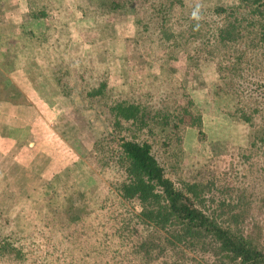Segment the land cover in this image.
Here are the masks:
<instances>
[{"label": "rangeland", "instance_id": "374dc122", "mask_svg": "<svg viewBox=\"0 0 264 264\" xmlns=\"http://www.w3.org/2000/svg\"><path fill=\"white\" fill-rule=\"evenodd\" d=\"M19 1L0 0V100L20 94L8 85L16 66L39 85L44 100L29 109L33 123L22 106L21 121L9 124L2 113L9 108L0 103V210L28 223L23 249L30 263L140 264L120 242L118 213L111 205L96 209L104 197L112 201L111 181L119 172L92 145L100 139L115 148L117 138L129 134L126 124L114 126L107 108L122 98L156 114L162 127L144 134L155 141L166 169L204 187L214 205L238 197L236 212L244 216L238 227L259 232L264 245V142L250 144L264 130V113L254 112L252 127L240 118L236 103L253 105L220 85L214 62L192 66L183 51L152 61L135 22L144 16L143 0L136 2L138 14L114 5L124 0H101L97 14L90 11L93 0H21L27 10L20 15ZM30 10H44L35 16L44 22L42 30L29 23ZM18 29L22 41L16 43ZM260 68L264 75V62ZM99 81L103 94L86 95ZM162 114L168 116L163 121ZM81 204L91 210L73 218ZM0 264L14 263L0 256Z\"/></svg>", "mask_w": 264, "mask_h": 264}, {"label": "trees", "instance_id": "16d2710c", "mask_svg": "<svg viewBox=\"0 0 264 264\" xmlns=\"http://www.w3.org/2000/svg\"><path fill=\"white\" fill-rule=\"evenodd\" d=\"M136 2L124 0L114 5L138 14ZM143 2L144 16L139 15L135 22H139L138 32L147 41L150 59L163 62L183 51L192 66L214 62L220 85L253 105L237 102L234 109L252 127L254 112L264 113V75L260 71L264 62V0ZM92 4L96 8L90 11L96 13L102 2L93 0ZM103 88L104 81H99L86 95L103 94ZM88 103L91 105L90 100ZM140 104L122 98L107 105L115 116L114 126L126 124L129 134L120 135L115 148L100 139L92 145L101 161L108 158L119 172L111 181L112 201L106 196L96 209L106 210L111 205L121 217L116 226L120 242L140 264H264L259 232L247 234L238 227L237 220L244 218L236 212L240 199L220 198L214 205L207 202L204 187L167 170L154 152L155 141L144 134L162 124L149 107ZM167 117L160 115L161 121ZM258 142H264L263 129L250 144ZM88 209L78 205L73 218ZM64 210L67 212L69 205ZM17 217L0 210V256L14 264H32L23 249L31 232H26L28 223L25 226L14 221Z\"/></svg>", "mask_w": 264, "mask_h": 264}, {"label": "crops", "instance_id": "0c3cea01", "mask_svg": "<svg viewBox=\"0 0 264 264\" xmlns=\"http://www.w3.org/2000/svg\"><path fill=\"white\" fill-rule=\"evenodd\" d=\"M19 4V7L18 9L16 10V12L20 15L22 12H24L25 10H27V7H23V4H22V1L20 0L18 2ZM53 10V9H52ZM27 17H31L29 19V23L31 25H34L36 26V28H39L40 30H42V26L44 24V22H42L39 17H35L37 16L33 10H30V14H25ZM10 23L11 25H17L19 24L20 22H18V20H12L11 22H8ZM49 26H46V28H44L45 30H47ZM15 32L13 31L12 34H14ZM17 34V42H21V37H22V32L18 30H16V33ZM10 74V81L11 83H9L8 85L10 87H16L18 89V91L20 92V94L18 95L17 92L15 94V97H21V95H26V98H24L23 100H18V101H13L12 99H14L15 97L13 96L12 98L11 97H7V100H0L2 102V104H6L5 106H2L3 108H9L8 110H2L4 114H8L10 116V121L8 122L9 124H12L11 122V118L12 120H14L15 118V121L16 122H19L21 121V115H20V112L19 110H21V107H22V110H23V113L25 114V111H26V115L28 116L27 120L26 121H30L31 119V123H33V110L30 111L29 109L32 108V105H35V102L37 101H40L41 100H44L42 98V96H39V91L40 89L38 88L39 85H37L34 81V79L31 78V76H29L27 73H25L22 69V67L20 66H16L12 69V71L9 72ZM8 90V89H7ZM12 90V89H11ZM13 91V90H12ZM14 92V91H13ZM22 92V94H21ZM6 97V96H3V98ZM29 107V108H27ZM27 108V109H26ZM25 110V111H24ZM17 114V115H16ZM16 116V117H14ZM18 117V118H17ZM30 126V125H29ZM27 127V125H26ZM26 129V128H25ZM13 130V125H10V133H8L7 137L12 134ZM6 137V138H7ZM0 138H5V137H0ZM11 145H9V148H10ZM11 149V148H10ZM45 155V154H43Z\"/></svg>", "mask_w": 264, "mask_h": 264}]
</instances>
